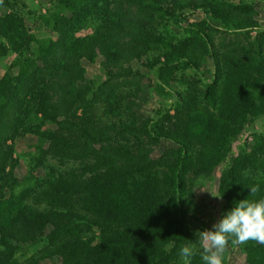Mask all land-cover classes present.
Listing matches in <instances>:
<instances>
[{
  "label": "trees",
  "instance_id": "1",
  "mask_svg": "<svg viewBox=\"0 0 264 264\" xmlns=\"http://www.w3.org/2000/svg\"><path fill=\"white\" fill-rule=\"evenodd\" d=\"M15 5L0 2V57L12 56L0 76V264H19L22 246L40 243V256L22 264H182L180 248L196 240L193 189L264 115V27L254 0H51L34 29ZM184 10L202 18L182 37L160 31ZM82 59L97 63L96 85ZM152 94L173 104L144 114ZM96 102L116 120L110 134L75 115ZM27 130L44 171L16 191L13 142ZM161 141L169 145L155 154ZM217 195L220 219L241 200L264 199V134L230 157ZM237 247L245 264H264V245ZM200 251L192 264H202Z\"/></svg>",
  "mask_w": 264,
  "mask_h": 264
},
{
  "label": "rangeland",
  "instance_id": "2",
  "mask_svg": "<svg viewBox=\"0 0 264 264\" xmlns=\"http://www.w3.org/2000/svg\"><path fill=\"white\" fill-rule=\"evenodd\" d=\"M16 11L24 17L26 27L28 29H34L35 22L34 17L40 13L43 14L46 6L50 4L51 0H13ZM236 1V0H234ZM255 9L257 12V22L259 27H264V1L254 0ZM200 18H202V13L200 11H188L184 10L181 13L176 14V16L171 17L160 31L166 33L169 36L182 37L186 33L185 31L196 23ZM88 28V27H86ZM87 30V29H86ZM12 60L11 55L6 57H0V76L4 72L8 63ZM81 64L85 70V77L89 80L90 84L96 85L102 79V73L100 72L96 62L90 63L82 59ZM133 67H138V63L133 62ZM146 78L153 80V74L142 70ZM211 72V66L207 64L206 68L201 70L198 76L204 80ZM183 87H178V90H182ZM174 97L170 96L166 99V96L161 97L156 94H152L148 102L143 106L142 112L144 114L153 115L155 111L161 112L163 110L164 103L173 104ZM82 114L87 115L94 124L102 129L105 133L110 134V131L105 128L109 125H114L117 127V123L114 117L104 114L103 105L101 103H94L90 105L85 110L77 109L75 115L81 116ZM31 120H26V126H29L32 131L35 126L38 125L35 118L30 117ZM40 127V125H39ZM45 127H54L53 125H46ZM41 128H44L42 126ZM26 133L17 137L13 142V156L17 159L16 167L13 171V175L20 179L19 185L15 188L16 191L23 188L24 186H32L34 183V178L41 177L43 174V168L40 169L35 165V138L32 133ZM264 134V115L255 118L251 122L247 123L239 135L231 142L230 149L227 155L221 160L214 168L211 178L204 184L197 186L193 189L192 200L197 206V219L194 226H192L193 233L197 234L200 231L212 230V226L220 220L222 201L217 195V180L222 169L226 167L229 162L230 157L235 156L240 147L243 144H250L252 138L255 134ZM169 143L166 141H161L158 146L155 147L154 153L156 154L162 147L168 146ZM58 160L46 157L44 159V164L51 166H60L57 163ZM27 179H31L30 182ZM29 183V184H28ZM198 234L196 235V240L193 243H197ZM192 243V244H193ZM189 245V244H188ZM42 243L38 245H23L22 248L15 254L17 262L19 264L24 263L26 260L35 259L40 256L39 251L41 250ZM198 243L196 249H198ZM227 262L228 264H245L243 254L238 249L237 245L228 247L227 249ZM35 263L46 264V260H38Z\"/></svg>",
  "mask_w": 264,
  "mask_h": 264
},
{
  "label": "clouds",
  "instance_id": "3",
  "mask_svg": "<svg viewBox=\"0 0 264 264\" xmlns=\"http://www.w3.org/2000/svg\"><path fill=\"white\" fill-rule=\"evenodd\" d=\"M249 189L250 194L254 196L260 191V186L254 185ZM197 234L202 264H224V253L230 243L244 245L254 241L264 245V199L239 201L212 226V230L200 231ZM197 243L180 248L182 264H192V258L197 255Z\"/></svg>",
  "mask_w": 264,
  "mask_h": 264
}]
</instances>
